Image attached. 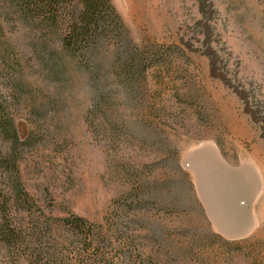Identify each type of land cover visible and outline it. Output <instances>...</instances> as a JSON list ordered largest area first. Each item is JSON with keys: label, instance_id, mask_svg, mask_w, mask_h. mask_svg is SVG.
Wrapping results in <instances>:
<instances>
[{"label": "rangeland", "instance_id": "obj_1", "mask_svg": "<svg viewBox=\"0 0 264 264\" xmlns=\"http://www.w3.org/2000/svg\"><path fill=\"white\" fill-rule=\"evenodd\" d=\"M112 1L157 56L146 79L51 62L0 0V93L32 138L21 218L128 216L131 243L99 252L67 233L63 252H29L0 234V264H264V0Z\"/></svg>", "mask_w": 264, "mask_h": 264}, {"label": "trees", "instance_id": "obj_2", "mask_svg": "<svg viewBox=\"0 0 264 264\" xmlns=\"http://www.w3.org/2000/svg\"><path fill=\"white\" fill-rule=\"evenodd\" d=\"M8 11L35 33L38 45L51 62L67 56L77 61L91 78L98 79L107 73L110 77L122 78L125 83L135 78L144 80L156 63L157 56L145 53L143 47L130 38L112 0H8ZM55 42H59L61 51L50 50ZM108 55L113 60L106 70L102 61ZM31 139V135L20 138L11 103L0 93L1 237L16 247L25 246L29 252H63L57 240L67 233L73 236L72 245L80 242L86 248L94 246L99 252L113 245L112 238L118 242L125 238L130 244L127 236L132 237V230L128 216L113 217L107 230L97 229L80 215L64 218L59 226L48 219L31 217L26 222L21 218L26 210L20 206L25 208L21 203L27 202L28 197L23 196L20 189L19 155L22 148L30 145ZM9 194L17 207H12V198L7 199Z\"/></svg>", "mask_w": 264, "mask_h": 264}]
</instances>
